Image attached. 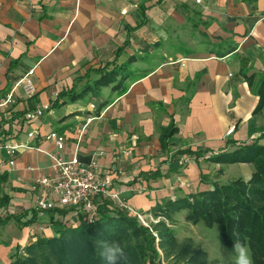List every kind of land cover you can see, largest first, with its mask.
<instances>
[{
    "label": "crops",
    "instance_id": "obj_1",
    "mask_svg": "<svg viewBox=\"0 0 264 264\" xmlns=\"http://www.w3.org/2000/svg\"><path fill=\"white\" fill-rule=\"evenodd\" d=\"M201 2L0 0V101L32 68L36 87L0 110V141L30 147L0 151V264L54 236L68 215L79 220L71 208H37L41 179L55 176L46 154L57 152L52 132L65 137V158L96 161L111 192L143 213L242 178L243 168L251 174L242 179L252 176V164L214 159L264 144V108L256 112L264 0ZM47 104L50 112L25 122ZM185 155L190 162L180 163Z\"/></svg>",
    "mask_w": 264,
    "mask_h": 264
},
{
    "label": "trees",
    "instance_id": "obj_2",
    "mask_svg": "<svg viewBox=\"0 0 264 264\" xmlns=\"http://www.w3.org/2000/svg\"><path fill=\"white\" fill-rule=\"evenodd\" d=\"M256 92L260 96L256 112L262 113L264 76ZM175 131L174 126L164 130L162 147L168 148ZM214 160L228 165L252 164L254 172L249 179L213 183L208 191L166 200L151 211L162 219L149 227L111 198L100 196L95 200V220L90 222L86 213H80L78 223L65 224L54 236L39 238L15 254L11 264H105L96 249L99 240H114L124 247L125 258L120 264H219L193 239L178 238L174 227L180 213L191 225L216 229L229 250L235 241H241L251 253L252 264H264V144H242ZM59 212L64 217L67 213Z\"/></svg>",
    "mask_w": 264,
    "mask_h": 264
},
{
    "label": "built area",
    "instance_id": "obj_3",
    "mask_svg": "<svg viewBox=\"0 0 264 264\" xmlns=\"http://www.w3.org/2000/svg\"><path fill=\"white\" fill-rule=\"evenodd\" d=\"M201 1L202 0H196L197 3H202ZM34 73L35 68H32L23 75V77L0 101V110H5L15 103L14 96L19 89H23L27 98H31L36 94V87L32 80ZM51 109L52 105L47 104L29 110L25 113L24 120L25 122H29L43 117L50 112ZM235 129V126L230 127L227 131V135H232L235 132ZM30 135H39V133L33 131ZM48 138L54 140L57 146V152L53 154L45 152L53 161L55 176L50 178L44 177L41 179L40 184L43 187L44 193L36 201L38 210L53 211L56 209L71 208L76 210L74 217L79 218L80 213H86L87 219H90L92 216H97L95 200L100 196H104L114 200L119 204L118 206L120 208L133 213L144 226H150L145 214L138 213L135 209L129 207L123 200H121L118 194L111 192V181L108 178H102L101 175L103 174H101L96 161H82L76 155L67 159L61 153L67 144L65 137L57 132H52ZM4 148L8 150L9 155H14L19 149H30V147L26 145L6 146L0 141V151ZM214 156H216L214 151H211L206 155L207 158H212ZM190 160L191 159L185 155L181 158L180 163L187 164ZM10 164L13 166L14 161H11ZM94 218L93 220H95Z\"/></svg>",
    "mask_w": 264,
    "mask_h": 264
},
{
    "label": "rangeland",
    "instance_id": "obj_4",
    "mask_svg": "<svg viewBox=\"0 0 264 264\" xmlns=\"http://www.w3.org/2000/svg\"><path fill=\"white\" fill-rule=\"evenodd\" d=\"M239 166L242 167V165L240 164ZM243 169L241 171L242 178L249 177L251 174V170L249 169L251 168L246 167ZM70 210H66V211L69 212ZM72 212L75 213L76 210L72 209ZM137 212L143 213L141 211H137ZM143 214L146 215L145 217L148 220L147 222L149 225H151L153 221H154L153 223H156L157 221L162 219V218H155L152 212L143 213ZM72 218H75V217H72ZM74 221L78 223L77 220H72L70 218V215H68V217L65 218L66 224L70 225ZM177 221L178 222L176 223V226L174 228L180 240L191 238L193 239L194 242H196V244L200 245L206 252H208L211 261H216L219 264H233L235 254L232 253V250H229L223 246L221 238L216 229L210 230V229L205 228L202 225H198V226L191 225L185 220L184 213L178 214ZM221 244H222V251H221ZM229 253H231V255H229ZM249 254L251 253L249 252Z\"/></svg>",
    "mask_w": 264,
    "mask_h": 264
},
{
    "label": "clouds",
    "instance_id": "obj_5",
    "mask_svg": "<svg viewBox=\"0 0 264 264\" xmlns=\"http://www.w3.org/2000/svg\"><path fill=\"white\" fill-rule=\"evenodd\" d=\"M94 217L95 216H92L89 220L93 221ZM96 249L104 259L105 264H120L121 260L125 258L124 247L114 240H99L96 242ZM232 253L235 254L233 264H252L249 249L241 241L237 240L233 243ZM229 255H231V253H229Z\"/></svg>",
    "mask_w": 264,
    "mask_h": 264
}]
</instances>
